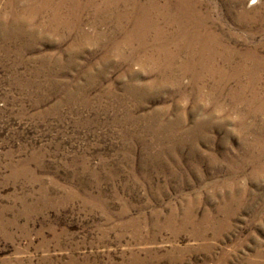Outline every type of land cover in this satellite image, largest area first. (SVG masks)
I'll use <instances>...</instances> for the list:
<instances>
[{
	"label": "rangeland",
	"instance_id": "1",
	"mask_svg": "<svg viewBox=\"0 0 264 264\" xmlns=\"http://www.w3.org/2000/svg\"><path fill=\"white\" fill-rule=\"evenodd\" d=\"M107 1L0 0V264H264V0L180 50Z\"/></svg>",
	"mask_w": 264,
	"mask_h": 264
},
{
	"label": "bare ground",
	"instance_id": "2",
	"mask_svg": "<svg viewBox=\"0 0 264 264\" xmlns=\"http://www.w3.org/2000/svg\"><path fill=\"white\" fill-rule=\"evenodd\" d=\"M39 6L41 7H47L49 8L51 15L53 17H57L61 15L60 8L63 7V5L69 4V8H65L66 10L62 14L63 16L66 17H71V3L67 2H73V3H89L90 1L92 2L93 0H39ZM96 2V0H94ZM90 2V3H91ZM110 4H112L113 7H111L109 14L114 15L115 18L118 19H126V17L131 20L130 17H135L137 20V27L136 29L139 30L138 33H142L141 35L147 34L150 39H153L151 43V48H161L165 49L167 46V42H178L174 44L175 48L177 50H180L181 48H191L188 40L189 38L192 37H201V36H195L197 32L201 33L203 32L202 28H204L205 21L200 18L198 19V24L196 22H189L188 18H193L196 17L194 15H197L195 11H192L191 6H197V1L196 0H162L161 4H156L155 0H146L145 5L147 4L146 7L139 6L140 0H108L107 1ZM256 2V1H255ZM35 3V2H34ZM142 3V2H141ZM120 5V9H118L117 5ZM156 4V6H155ZM50 5V6H49ZM51 5H54V7H51ZM107 5V4H106ZM108 5V6H109ZM200 5V4H198ZM32 6V5H31ZM84 6V5H83ZM87 6V5H86ZM107 6V7H108ZM201 6V5H200ZM80 7V6H79ZM104 8V5H103ZM147 8V9H144ZM199 8V7H197ZM37 9V8H36ZM43 9V8H42ZM109 9V7H108ZM107 9V10H108ZM229 9V6H228ZM227 9V10H228ZM31 10V8H30ZM29 10V11H30ZM34 10V9H33ZM40 10V9H39ZM75 10V9H74ZM96 10V9H95ZM104 10V9H103ZM195 10V8H194ZM199 10V9H198ZM28 11V10H27ZM37 11V10H36ZM102 11V10H101ZM32 12V11H31ZM74 12V11H73ZM77 12V11H76ZM202 12V11H201ZM30 13V12H29ZM230 13V10H229ZM228 13V14H229ZM74 14V13H73ZM239 14V13H238ZM76 15V14H75ZM201 15V14H200ZM199 15V16H200ZM231 15V14H230ZM123 16V17H121ZM203 16V15H202ZM235 16V15H234ZM233 16V17H234ZM77 17V16H76ZM198 17V16H197ZM232 18V17H231ZM230 18V19H231ZM188 19V20H187ZM234 20H240L241 24L244 23V21H247V23L253 22L255 24L259 23L260 19L254 16H250L248 14L246 15H239L235 16ZM261 20L264 21V13L261 16ZM118 21V20H117ZM193 21V20H191ZM195 21V20H194ZM235 22V21H234ZM134 23V22H133ZM240 24V23H239ZM240 24V25H241ZM133 26V25H132ZM197 27L198 30H193L191 28ZM209 27V26H208ZM135 29V28H134ZM135 29V30H136ZM142 29V30H141ZM196 29V28H195ZM207 29V28H206ZM205 29V30H206ZM136 30V31H137ZM141 30V31H140ZM217 31V30H216ZM132 32V31H131ZM130 32V33H131ZM207 32V31H206ZM212 32V31H211ZM215 32V31H214ZM136 33V32H135ZM204 33V32H203ZM210 33V32H209ZM220 33V32H219ZM214 34V33H213ZM199 35V34H198ZM217 35V34H216ZM146 36V35H145ZM206 36V35H205ZM218 36V35H217ZM216 36V38H217ZM148 37V38H149ZM204 37V36H203ZM143 38V37H142ZM215 38V37H214ZM206 39V38H204ZM161 40L163 42L159 43ZM189 42H186V41ZM193 40V39H192ZM200 40V39H199ZM195 41V40H194ZM215 41V40H214ZM149 43V42H148ZM192 43V42H191ZM203 43V42H202ZM205 43V42H204ZM187 44V45H186ZM194 44V43H193ZM201 44V43H199ZM203 45V44H202ZM205 45V44H204ZM173 46V45H172ZM193 46V45H192ZM197 46V45H196ZM208 46V45H207ZM194 47V46H193ZM217 47V46H216ZM200 48V47H198ZM221 48V47H220ZM167 49V48H166ZM170 49V47H169ZM172 49V48H171ZM156 50V49H155ZM183 50V49H182ZM205 50V49H203ZM228 50V49H227ZM161 53V50H159ZM219 51V50H218ZM167 52V51H166ZM196 52V51H195ZM200 52V51H199ZM215 52V51H214ZM213 52V53H214ZM164 53V52H163ZM170 54V52H168ZM174 53V52H173ZM172 53V54H173ZM201 53V52H200ZM167 54V53H166ZM181 54V53H180ZM193 54V52L191 53ZM195 54V53H194ZM224 54V53H223ZM229 52L227 53V55ZM188 55V54H187ZM196 55V54H195ZM194 56V55H193ZM208 56V55H207ZM206 56V57H207ZM220 56V55H219ZM224 56V55H223ZM170 57V56H169ZM176 57V56H175ZM188 57V56H187ZM217 57V55H216ZM233 57V56H232ZM172 58V57H171ZM201 58V57H200ZM210 58V56H209ZM219 58V57H218ZM225 58V57H224ZM223 58V59H224ZM205 59V58H204ZM221 59V58H220ZM222 59V60H223ZM228 59V58H227ZM226 59V60H227ZM186 60V59H185ZM198 60V59H197ZM214 60V59H213ZM230 60V59H228ZM188 61V60H186ZM209 61V59H208ZM207 61V62H208ZM225 61V60H224ZM200 62V61H199ZM198 62V63H199ZM205 62V61H204ZM230 62V61H229ZM234 62V60H233ZM237 62V61H236ZM196 63V61H195ZM209 63V62H208ZM214 63V62H213ZM227 63V61H226ZM194 64V62H193ZM202 64V63H201ZM204 64V63H203ZM202 64V65H203ZM212 64V63H211ZM225 64V63H222ZM192 65V64H191ZM195 65V64H194ZM198 65V64H197ZM205 65V64H204ZM209 65V64H208ZM228 65V64H227ZM231 65V64H230ZM236 65V64H235ZM207 65H205L206 67ZM211 67V66H210ZM240 67V66H239ZM212 68H214L212 66ZM211 68V69H212ZM231 68V67H230ZM246 68V67H245ZM244 68V69H245ZM216 69V68H215ZM226 69V67L224 68ZM236 69V68H234ZM237 71V70H236ZM229 74V73H228ZM234 74V73H233ZM235 75V74H234ZM225 77V76H224ZM228 77V76H227ZM227 77L225 79H227ZM231 77V75H230ZM189 78V77H188ZM220 78V77H219ZM220 80V79H219ZM222 80V79H221ZM206 84V83H205ZM252 100V99H251ZM248 102V101H247ZM251 102V101H250ZM249 104V103H248ZM262 104V103H260ZM258 105V104H257ZM260 106V105H259ZM257 106V107H259ZM256 108V107H254ZM260 109V108H258Z\"/></svg>",
	"mask_w": 264,
	"mask_h": 264
}]
</instances>
